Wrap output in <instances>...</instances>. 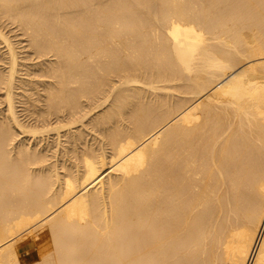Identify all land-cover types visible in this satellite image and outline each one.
<instances>
[{
    "label": "bare ground",
    "instance_id": "obj_1",
    "mask_svg": "<svg viewBox=\"0 0 264 264\" xmlns=\"http://www.w3.org/2000/svg\"><path fill=\"white\" fill-rule=\"evenodd\" d=\"M0 264H264V0H0Z\"/></svg>",
    "mask_w": 264,
    "mask_h": 264
},
{
    "label": "rangeland",
    "instance_id": "obj_2",
    "mask_svg": "<svg viewBox=\"0 0 264 264\" xmlns=\"http://www.w3.org/2000/svg\"><path fill=\"white\" fill-rule=\"evenodd\" d=\"M8 29H9V27H8ZM8 29H6L7 31H9ZM15 32L13 33H9V35L10 36H12V39L15 41V42H17V45L19 46V47H23L24 45H25V42H23L22 41V37H18V36H16L17 34H15ZM14 35V36H13ZM18 40H20V41H18ZM4 50V49H3ZM23 50H27L26 48L25 49H23ZM21 56H23V54L21 55ZM38 234H41V232H37L35 235H34V237H31L30 236V238H32V239H28V238H25V240H26V248H25V250L24 251H27L26 252V254H24L25 256H28V257H30L32 260H36V253L38 252V250H39V247H41V239H42V236L41 235H38ZM38 238H37V237ZM36 238V239H35ZM24 240V241H25ZM27 240H28V242H27ZM31 240V241H30ZM34 240V241H33ZM38 240V241H37ZM36 241V242H35ZM40 242V243H39ZM35 243V244H34ZM35 246V247H34ZM29 248H31V249H29ZM35 248V249H34Z\"/></svg>",
    "mask_w": 264,
    "mask_h": 264
}]
</instances>
